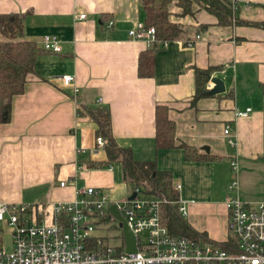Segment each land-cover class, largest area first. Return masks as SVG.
<instances>
[{
	"label": "crops",
	"instance_id": "obj_1",
	"mask_svg": "<svg viewBox=\"0 0 264 264\" xmlns=\"http://www.w3.org/2000/svg\"><path fill=\"white\" fill-rule=\"evenodd\" d=\"M234 1L238 19L264 21V0ZM169 13L188 33L160 44L152 77L138 78L137 57L151 46L127 35L142 23L139 0H0V15L22 16V40L41 47L43 36H53L60 49L37 57L23 92L11 99L9 122L0 124L1 203L32 206L39 223L50 222V205L74 201L79 190L100 191L110 203L127 198L120 167L106 163L85 113L107 107L117 146L168 172L188 225L220 248L228 243L226 199L264 202V29L220 26L206 11L177 17L170 7ZM196 69L220 78L225 92L209 96L208 79L206 94L194 101ZM62 75L73 76V86L63 87ZM157 105L167 108L176 143L202 160L186 161L179 148L155 150ZM247 109V117H236ZM232 181L235 192L227 190ZM113 231L119 244L111 246L118 247L123 239Z\"/></svg>",
	"mask_w": 264,
	"mask_h": 264
},
{
	"label": "built area",
	"instance_id": "obj_2",
	"mask_svg": "<svg viewBox=\"0 0 264 264\" xmlns=\"http://www.w3.org/2000/svg\"><path fill=\"white\" fill-rule=\"evenodd\" d=\"M79 19H83V15ZM110 26L111 22H108L107 27ZM127 35L132 40L145 41L149 46L155 43L153 28L143 30L142 23L129 30ZM198 39L196 36L195 40ZM193 44L194 41L187 42L188 47ZM41 48L51 53L60 51L53 36H43ZM60 82L63 87H70L74 79L62 75ZM100 102L98 100L97 104ZM249 112L250 109L238 112L236 117H247ZM228 130L227 126L224 135H228ZM94 143L102 149L100 137H95ZM231 167L236 170V163L232 162ZM59 185L63 186V183ZM236 190L237 182L232 181L228 191ZM132 192L135 196L128 200ZM132 192L126 199L110 203L100 191L79 190L74 201L50 205V222L39 223L31 218L32 206L0 202V233L2 228H9L10 242L6 251L0 239V264H264V202L251 206L236 198L226 199L229 232L236 238L235 248L227 251L213 243L171 236L160 220L161 202L152 197L141 200L138 190ZM111 205H115L135 237V253L126 254L122 242L113 247L94 235L96 222L105 220L113 222L120 233L117 222L107 211ZM177 212L183 218L186 216L180 203H177ZM140 235L145 241H139Z\"/></svg>",
	"mask_w": 264,
	"mask_h": 264
},
{
	"label": "trees",
	"instance_id": "obj_3",
	"mask_svg": "<svg viewBox=\"0 0 264 264\" xmlns=\"http://www.w3.org/2000/svg\"><path fill=\"white\" fill-rule=\"evenodd\" d=\"M139 5L143 15V30L153 28L155 43L149 49L139 53L137 57L138 78L152 77L154 53L160 44L179 40L188 33V29L170 21V7L176 10L174 16L177 17H193L197 12L206 11L220 26H228L236 22L264 29V21L249 22L238 19L239 8L231 0H139ZM21 22V15H0V36L3 39L0 41V124L9 122L11 99L23 92L25 83L33 73V65L37 57L43 53H51L32 42L21 39ZM208 79V70L194 71V101L206 94ZM85 113L96 125L95 137L103 140L102 150L106 163L119 165L123 184L128 186L131 192L138 190L141 194L161 202L160 220L168 233L173 237H187L196 241L209 242L202 234L194 231L177 212L179 193L172 184L170 174L158 170L154 160L136 161L132 158L129 149L117 146L110 131L108 108H86ZM154 148L156 151L182 149L186 161L203 159L192 147L176 143L173 122L168 119L165 106L157 105L154 108ZM226 247L224 244L221 248Z\"/></svg>",
	"mask_w": 264,
	"mask_h": 264
},
{
	"label": "rangeland",
	"instance_id": "obj_4",
	"mask_svg": "<svg viewBox=\"0 0 264 264\" xmlns=\"http://www.w3.org/2000/svg\"><path fill=\"white\" fill-rule=\"evenodd\" d=\"M228 190V188H227ZM131 190L128 186L125 185V190L123 189V193L125 195V197H128V195L130 194ZM139 198L142 200H148L151 197L148 195H144V194H140ZM126 199V198H125ZM112 221V220H111ZM114 225L113 222H96V235H101L103 237H105L107 240V243L110 245L116 244L118 245L119 242H116V238H114V231H113ZM101 234H100V233ZM0 238H1V242H2V247L4 248V250L8 251V249L10 248V242H9V228L5 227L2 228V232L0 233ZM139 241L143 242L145 241V237L140 235L138 237ZM118 243V244H117ZM235 244H236V238L235 236L229 232V242L226 244V248L224 250L229 251L230 248L234 247L235 248Z\"/></svg>",
	"mask_w": 264,
	"mask_h": 264
},
{
	"label": "water",
	"instance_id": "obj_5",
	"mask_svg": "<svg viewBox=\"0 0 264 264\" xmlns=\"http://www.w3.org/2000/svg\"><path fill=\"white\" fill-rule=\"evenodd\" d=\"M209 81L213 85L212 89L209 90L207 93L209 96L220 95L225 92L224 82L220 78H209ZM205 151L207 152L208 149L205 148ZM134 196L135 193H131L130 196L128 197V200L133 199ZM107 211L109 213V216H111V218L117 222V228L120 230V234L122 236L124 243V252L126 254L135 253L136 239L127 229L126 224L124 220L121 218V216L118 214L115 205L109 206Z\"/></svg>",
	"mask_w": 264,
	"mask_h": 264
}]
</instances>
